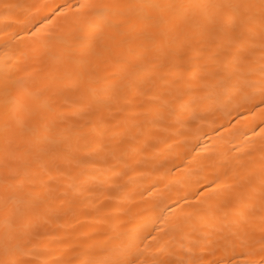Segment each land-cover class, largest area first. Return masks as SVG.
Listing matches in <instances>:
<instances>
[{
    "label": "bare ground",
    "instance_id": "bare-ground-1",
    "mask_svg": "<svg viewBox=\"0 0 264 264\" xmlns=\"http://www.w3.org/2000/svg\"><path fill=\"white\" fill-rule=\"evenodd\" d=\"M0 264H264V0H0Z\"/></svg>",
    "mask_w": 264,
    "mask_h": 264
}]
</instances>
